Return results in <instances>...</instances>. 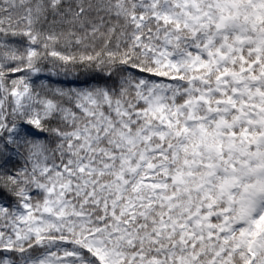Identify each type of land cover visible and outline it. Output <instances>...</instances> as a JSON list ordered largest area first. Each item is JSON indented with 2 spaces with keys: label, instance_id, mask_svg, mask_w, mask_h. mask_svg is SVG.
Segmentation results:
<instances>
[{
  "label": "snow or ice",
  "instance_id": "1",
  "mask_svg": "<svg viewBox=\"0 0 264 264\" xmlns=\"http://www.w3.org/2000/svg\"><path fill=\"white\" fill-rule=\"evenodd\" d=\"M0 264H264V0H0Z\"/></svg>",
  "mask_w": 264,
  "mask_h": 264
}]
</instances>
